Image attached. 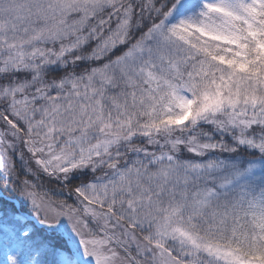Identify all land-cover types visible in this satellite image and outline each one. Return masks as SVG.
<instances>
[{"label": "snow or ice", "instance_id": "1", "mask_svg": "<svg viewBox=\"0 0 264 264\" xmlns=\"http://www.w3.org/2000/svg\"><path fill=\"white\" fill-rule=\"evenodd\" d=\"M0 264H264V0H0Z\"/></svg>", "mask_w": 264, "mask_h": 264}]
</instances>
